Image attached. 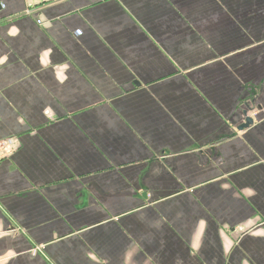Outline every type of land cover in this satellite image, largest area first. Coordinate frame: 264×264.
Here are the masks:
<instances>
[{
    "label": "crops",
    "instance_id": "0c3cea01",
    "mask_svg": "<svg viewBox=\"0 0 264 264\" xmlns=\"http://www.w3.org/2000/svg\"><path fill=\"white\" fill-rule=\"evenodd\" d=\"M39 1L0 0V264H264V0Z\"/></svg>",
    "mask_w": 264,
    "mask_h": 264
},
{
    "label": "built area",
    "instance_id": "2783aa9c",
    "mask_svg": "<svg viewBox=\"0 0 264 264\" xmlns=\"http://www.w3.org/2000/svg\"><path fill=\"white\" fill-rule=\"evenodd\" d=\"M27 6H30V0H24ZM59 0H40L37 2L38 4L45 3V4H52L58 2ZM11 152V145L9 141H1L0 142V157L6 156L8 153Z\"/></svg>",
    "mask_w": 264,
    "mask_h": 264
},
{
    "label": "water",
    "instance_id": "95a60500",
    "mask_svg": "<svg viewBox=\"0 0 264 264\" xmlns=\"http://www.w3.org/2000/svg\"><path fill=\"white\" fill-rule=\"evenodd\" d=\"M245 114H246V112H245ZM251 124H252V119L250 117H247V118H245L244 124H242L238 129L239 130L246 129Z\"/></svg>",
    "mask_w": 264,
    "mask_h": 264
}]
</instances>
